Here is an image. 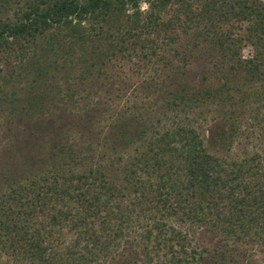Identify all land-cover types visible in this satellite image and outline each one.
<instances>
[{
    "label": "trees",
    "instance_id": "obj_1",
    "mask_svg": "<svg viewBox=\"0 0 264 264\" xmlns=\"http://www.w3.org/2000/svg\"><path fill=\"white\" fill-rule=\"evenodd\" d=\"M118 1L137 9L141 0H34L2 25L0 46ZM182 6L173 29L199 26L200 15ZM201 17L200 41L182 56L171 37L147 49L159 68L140 83L116 84L94 57L64 58L60 87L48 59L0 85V258L249 264L227 246L197 248L183 227L264 246V147L256 146L264 143V0H205ZM201 43L205 53L194 52ZM190 59H203L199 84L185 79ZM242 141L256 148L239 160L210 152Z\"/></svg>",
    "mask_w": 264,
    "mask_h": 264
},
{
    "label": "rangeland",
    "instance_id": "obj_2",
    "mask_svg": "<svg viewBox=\"0 0 264 264\" xmlns=\"http://www.w3.org/2000/svg\"><path fill=\"white\" fill-rule=\"evenodd\" d=\"M199 1L141 0L137 9L118 1L114 2L110 10L96 13L86 21L72 18L63 25L42 28L34 38L10 39L0 46V85L5 86L13 81V78L17 80L18 75H20L19 80H24L22 78L27 75L28 70L35 69L37 61L43 64L48 59L57 71L52 73L55 75L53 81L56 86L60 87L65 78L62 68L60 70L64 58L73 62L91 63V59L94 57L97 59L95 63L97 69L109 72L113 76L112 81L116 84L140 83L147 78L146 73L149 74L150 68L159 66V64H155L154 58L143 56L148 53L147 49L153 44L161 45V40L165 36L166 38H175V45L171 47L177 48L181 55L186 53L187 49H191L192 43L200 41L196 40L195 36L205 30V19L201 17L205 11V0ZM29 2H34V0H0V28L4 23H15L17 21L16 14L20 8H26ZM142 2L150 5L147 12L140 10ZM182 4V8L191 5L194 14L200 15L199 26L198 24L192 26L190 30L178 29L176 26L173 29L170 21L181 9ZM153 15L161 16V21L154 18L151 27H149L150 30L144 29V24L148 25V21ZM180 17L183 21L187 19L184 13H181ZM160 24L164 26H160ZM115 48L118 49L115 50ZM166 50L173 55V51L171 52L168 48ZM193 51L205 53V46L201 43ZM247 54L248 50H245L244 55ZM106 55L110 56V60L104 59ZM100 58H103L104 65L99 64V61L102 60ZM196 61L190 59L188 65L185 64L184 68L190 69V72L185 71V79L189 83L199 84L204 78L201 77L203 73L201 67H204V62L203 59L200 62ZM181 65L183 63H179L178 67L182 68ZM39 74L35 73L34 78L37 79ZM44 88L45 86L42 84L36 89L37 93L44 91ZM256 146L264 147V143L256 142ZM246 147L249 150L256 148L255 144L247 145V142L242 141V144L235 142L231 152L220 151L214 147H210V152L215 156L239 160L247 156L244 150ZM183 228L190 234L199 249L207 248L209 250L216 247L219 250L227 246L230 247L232 253L238 256L235 258L240 262L264 264V246L260 244L249 241L238 242L223 234L219 229L208 226L186 224ZM11 260H14L11 264H29L25 260L17 259V261L5 255L0 258V264H10Z\"/></svg>",
    "mask_w": 264,
    "mask_h": 264
},
{
    "label": "clouds",
    "instance_id": "obj_3",
    "mask_svg": "<svg viewBox=\"0 0 264 264\" xmlns=\"http://www.w3.org/2000/svg\"><path fill=\"white\" fill-rule=\"evenodd\" d=\"M149 8H150V5L149 4H147V3H141V5H140V10L142 11V12H147L148 10H149Z\"/></svg>",
    "mask_w": 264,
    "mask_h": 264
}]
</instances>
